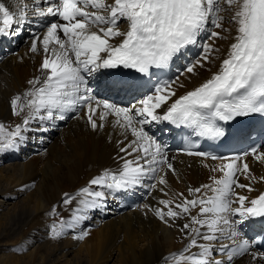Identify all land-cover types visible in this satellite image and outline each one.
<instances>
[{
  "label": "snow or ice",
  "instance_id": "obj_1",
  "mask_svg": "<svg viewBox=\"0 0 264 264\" xmlns=\"http://www.w3.org/2000/svg\"><path fill=\"white\" fill-rule=\"evenodd\" d=\"M225 3L232 10L231 22L236 33L234 42L230 44L218 70L199 86L177 96L172 87L175 81L162 80L153 87L150 95L143 96L130 107L90 94L86 77L101 68L130 69L143 76H151L154 75L152 69L168 68L174 57L188 46L197 45L199 40L222 38L220 32H209L208 29L210 26L224 28L221 13L225 11ZM30 13L55 17L63 23L49 21L42 37H32L30 50L33 53L38 51V43L42 44L43 76L30 80L31 90L11 100L14 115L19 117L25 109L28 111L22 124L16 125L14 131L6 133L4 125L0 124V152L18 148V141L26 140L22 133L32 130L30 123L39 121L40 126L35 131H48L44 121L64 120L65 112L75 111L77 106L87 109V119L93 130L102 127L93 118L99 110L101 120L114 115L116 123L126 130L130 129L135 137L120 151L138 155L133 160H125L118 174L105 170L76 195L65 194V204H71L77 196L86 197L80 199L81 207L76 209L77 213L105 207L106 193L93 190V185L112 192L128 190L141 185L145 178L156 179V174L165 165L175 171L165 147L149 134L146 125L167 121L177 127L191 129L192 136L219 140L226 138V129L220 122L239 123V118L264 115V0H113L112 3L106 0H25L16 11L0 0V37L10 36L29 23ZM110 40L115 42L110 43ZM219 51L212 44L203 43V55L190 62L182 74L198 75L197 66L203 68L204 62H210L212 53ZM102 53L106 55L102 56ZM115 75L117 79L109 84L110 89L139 91L144 86L138 76L125 79L120 73ZM161 108L164 109L162 114L157 111ZM187 155L208 156L191 150L187 151ZM249 155L264 163V151L253 147L251 152L243 153V157ZM243 157H210L227 161L211 169L220 174L219 178L213 176L212 184L189 188L188 191L194 197L202 193V189L213 195L184 198L174 207L170 200L159 201L167 209L155 210L160 220L167 223L168 218L186 217L189 222L182 225L181 231L188 230L194 234L190 236V243L184 252L171 257L176 264H234L236 257L249 254L254 245L261 250L250 253L253 259L264 261V239L256 245L239 227L251 218H264V194L248 201L247 196L235 192V188L253 190L238 182V174L255 179ZM158 182L167 184L164 176H160ZM150 187L155 188L156 185ZM246 201L250 206L246 205ZM237 203L239 206L233 208L232 205ZM196 208L199 215H192V209ZM233 216L237 219H232ZM81 219L84 217L75 215L69 226H74ZM204 227L207 232L200 231ZM62 234L53 227V238ZM87 234L82 232L76 239L82 240ZM197 238L209 243L198 244ZM225 238L234 246L230 248L224 243ZM213 242L219 247L213 248ZM191 248H199L200 252L185 255ZM214 252L226 259L216 258Z\"/></svg>",
  "mask_w": 264,
  "mask_h": 264
},
{
  "label": "bare ground",
  "instance_id": "obj_2",
  "mask_svg": "<svg viewBox=\"0 0 264 264\" xmlns=\"http://www.w3.org/2000/svg\"><path fill=\"white\" fill-rule=\"evenodd\" d=\"M3 2L16 11L25 0ZM106 2L112 3L113 0ZM223 7L225 11L221 15L224 17V28L215 29L210 26L208 29L209 32H220L222 38L199 40L197 45L188 46L174 57L175 83L172 87L177 96L199 86L203 80L216 72L230 44L234 42L236 33L235 25L231 22L232 10L228 9L226 3ZM29 21L10 36L0 37V124L4 125L6 133L14 131L16 125L22 124L28 111L25 109L19 117L14 115L11 100L31 90L30 80L43 76V48L42 44L38 43L36 53L30 50L33 35L42 37L49 21L63 22L57 21L55 17H40L31 13ZM120 23L123 24V21ZM114 42L110 40V43ZM203 43H210L220 51L213 52L210 62H204L203 68L197 66L198 75L182 74L185 69L181 68L182 55H191L195 61L203 55ZM111 70L101 68L86 77L92 96L119 106H123L125 102L127 107H130L137 104L143 96L149 95L141 91H131L129 97L125 91L110 89L107 76ZM181 84L183 87H180ZM23 102L22 99L21 103ZM163 110L161 108L157 111L162 114ZM87 116V109L77 106L75 111L65 112L64 120L44 121L43 125L48 131H35L41 122H32L29 125L32 130L22 133L26 140L18 141V148L0 152V264H176L171 257L184 252L190 243V236L194 234L188 230L181 231L182 225L189 222L186 217L176 220L168 218L167 223L160 220L155 210L167 209L159 201L170 200L173 202L171 206L174 207L175 203L184 198L213 195L207 189H202V193L194 197L188 190L212 184L211 178H219L220 174L212 172L211 169L227 161L212 162L170 154L169 160L174 172L165 165L156 174V179L145 178L141 185L128 190L112 192L93 185V190L106 193L105 207L77 213L76 209L81 207L80 199L86 197L77 196L71 204H65L66 193L69 196L76 195L80 189L89 186L91 179L102 175L105 170L118 171L122 168L124 160H133L138 155L134 152L128 155L120 151L135 137L131 135L130 129L126 130L116 123L117 118L114 115L101 120L98 110L93 118L102 127L96 130L92 129ZM160 125L161 122L154 121L146 125L145 129L157 142L165 146L167 138L161 134ZM57 140H61L62 144ZM243 162L249 164L251 175L255 179L246 178V174H238V182L253 190L235 188V192L247 196L250 201L264 193V179H261L264 177V163L252 155L244 158ZM160 176L167 180L166 185L158 182ZM152 184L156 187L151 188ZM109 192L112 194L107 195ZM139 192L146 200L145 208H139L135 212L128 211L120 196L122 193ZM248 201L245 202L246 205ZM238 206V203L232 205L233 208ZM191 214L199 215V209H192ZM75 215H81L84 219L70 227L69 224L73 222ZM231 218L237 219L235 216ZM53 227L63 234L53 238ZM193 227L199 228L198 225ZM239 227L246 237L252 231L249 220ZM85 231L88 234L84 239H76ZM200 231L207 232L208 229L204 227L200 228ZM93 239L98 243L91 245ZM197 240L198 244L209 243L200 238ZM223 242L230 248L234 246L226 238ZM211 246L218 248L219 244L213 242ZM199 252V248H191L185 255ZM251 252L255 251L236 257L234 264H264L262 260H254ZM213 255L218 259H226L215 252Z\"/></svg>",
  "mask_w": 264,
  "mask_h": 264
},
{
  "label": "rangeland",
  "instance_id": "obj_3",
  "mask_svg": "<svg viewBox=\"0 0 264 264\" xmlns=\"http://www.w3.org/2000/svg\"><path fill=\"white\" fill-rule=\"evenodd\" d=\"M11 103V102H10ZM58 136V135H57ZM57 136L52 140V143L55 141V139L57 138ZM58 142H60V144H62V141L61 140H57ZM63 224L65 225L66 223L63 222ZM90 237V235H88V238ZM97 240L96 239H93V241L90 243L91 245H94V244H97Z\"/></svg>",
  "mask_w": 264,
  "mask_h": 264
}]
</instances>
